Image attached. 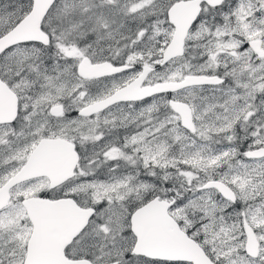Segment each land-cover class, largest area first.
Segmentation results:
<instances>
[{"label":"snow or ice","instance_id":"obj_1","mask_svg":"<svg viewBox=\"0 0 264 264\" xmlns=\"http://www.w3.org/2000/svg\"><path fill=\"white\" fill-rule=\"evenodd\" d=\"M0 264H264V0H0Z\"/></svg>","mask_w":264,"mask_h":264}]
</instances>
